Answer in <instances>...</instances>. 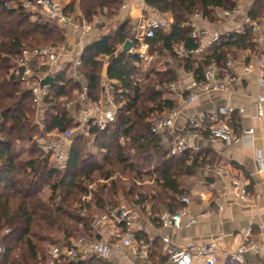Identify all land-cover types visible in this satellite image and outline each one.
Segmentation results:
<instances>
[{"label":"trees","instance_id":"obj_1","mask_svg":"<svg viewBox=\"0 0 264 264\" xmlns=\"http://www.w3.org/2000/svg\"><path fill=\"white\" fill-rule=\"evenodd\" d=\"M13 1L16 0H0V238L6 248L5 254L0 255V264H45L50 247L71 245L74 239L83 235L93 238L92 221L95 216L117 204H107L112 201L108 202V199L97 195L91 203L79 200L80 196L82 198L88 193L77 182L79 171L85 172L94 163H88L74 143H71L70 150H66L68 159L63 165L52 162L50 155L39 147V141L32 142L35 150L31 151L30 147L27 159H19L18 154L12 152L20 141L27 139L31 144L34 133H42L41 137L44 134L59 136L73 129L77 124L64 108L62 99L72 98L79 87L76 79L65 80L59 75L50 87L51 95L45 100L44 107L39 109L28 88L11 77L15 60L24 49L57 47L67 41L65 30L44 19L40 13L34 14L22 7L7 9L6 5ZM239 1L146 0L151 10L172 18L169 30L159 31L148 41L149 54L157 58V64L159 59L167 57L178 60L180 69L192 72L196 82L204 83V71L212 62L222 68L236 56L237 51L256 50L252 31L247 29L243 34L235 33L222 38L203 58L179 60L174 55V48L177 45H184L189 50L198 48V41L192 37L190 26L193 14L200 13L214 22L216 10H232ZM64 6L66 14L87 21L95 17L115 19L124 6V0H70ZM263 15L264 0H256L249 19L256 20ZM131 32V21L126 20L117 29L108 28L98 42L84 49L80 72L88 86L90 99L96 102L104 93L101 71H104L105 57L110 62L107 79L115 83L113 87L118 89L116 91L121 90L122 93L117 92L116 96L123 95L126 99L120 101H123L121 108H124L118 111L120 114L112 128L99 131L91 126L89 133L95 141L102 138L107 142L98 145L100 152L109 153L114 149L122 163L129 160L122 154L125 147L138 153L135 159L143 157L145 162L155 157L154 161H157L158 171L161 172V191L164 190L167 196L171 193L174 199L169 195L166 203H162L158 198L155 201L146 197L140 204L152 203L154 212H160L163 206L175 213L183 207L176 196L186 194L175 177L180 172L176 170L181 168L184 172L179 174L183 176L194 175L198 162L193 161L188 165L187 153L179 158L169 156L161 136L152 132L151 124L155 118L165 116L175 108L170 87L178 82V71L166 69L164 65L146 71L136 57L123 49L118 51L119 46L134 40L135 34ZM139 77L148 81V85H142ZM92 159L97 162L98 157ZM91 172L93 169L86 174L89 179ZM108 176L107 179L110 178ZM45 188L50 191L47 200L41 194ZM85 209L87 213L83 216L81 212ZM54 234H61L63 239L54 242L50 237ZM41 243H47L49 247H46L47 244L39 247ZM62 264L101 263L88 260Z\"/></svg>","mask_w":264,"mask_h":264},{"label":"built area","instance_id":"obj_2","mask_svg":"<svg viewBox=\"0 0 264 264\" xmlns=\"http://www.w3.org/2000/svg\"><path fill=\"white\" fill-rule=\"evenodd\" d=\"M22 7L31 13H40L47 21L60 26L62 29H78L83 38H88L98 29H106L114 24L115 19H103L95 17L92 21L81 19L77 16H70L65 13V6L59 0H16L15 5L7 4L6 8ZM239 14V7L232 10H216L215 19L218 22L227 21ZM206 18L200 13L192 16L190 26L192 37L198 41V48L187 49L184 45H177L174 48V55L179 60L203 58L207 48L217 45L223 36L214 33L209 41L206 40L207 31L200 28L199 24ZM171 20L167 18H154L144 16L136 26L135 37L129 55L136 57L139 63L146 68L152 69L157 58L149 54V40L153 39L161 30H169ZM250 29L254 35L264 34V15L256 20L248 21L245 26L239 29V34H243ZM229 36V35H228ZM135 42L137 46L135 45ZM84 49L66 41L61 46H47L41 48H26L15 60L11 70V77L18 81L22 86L31 92L33 102L37 108L44 107V102L49 98L50 87L43 86L42 83L48 77L54 79L59 75L66 80L74 78L79 83L81 90L75 91L72 98L62 99L64 108L75 121L76 128L84 133L89 132V127H96L99 131H106L112 128L118 117V109L113 100L110 99L92 101L89 96V89L81 77V67L83 64ZM107 59V57H105ZM69 59L71 62L66 63ZM178 61V60H177ZM169 63L172 64L170 60ZM233 60L229 59L224 67H219L216 62H212L204 71L205 82L194 81L193 87L196 89L188 90L183 86L182 80L170 87V90L178 95L179 102L177 107L169 111L165 116L155 118L151 124L153 133L160 135L163 146L168 150L171 157H182L186 152L193 149L192 141L200 134L207 132L213 142L231 147L235 144L236 136L229 125V117L232 111L227 107L219 108L213 112L209 119L211 126L205 124L204 115L189 116L187 119L186 131L183 134L176 133V124L183 111L190 107L199 97L197 91L202 93H218L228 91L233 88L237 79L232 72ZM246 74L256 73L258 81V95L256 107L258 117H264V56H257L253 62L245 67ZM221 77V78H220ZM53 83V84H54ZM52 84V85H53ZM63 84V82H62ZM114 90V84L110 83ZM208 119V118H207ZM73 130L66 131L63 135L48 134V142L43 143L40 148L50 155L52 162L63 165L67 159L66 147L70 146ZM253 129L246 130L242 137H253ZM65 150V151H64ZM223 166L215 169L217 174L222 175ZM256 169L258 173H264V154L256 158ZM233 192L237 199L246 201L249 198L248 185L245 179L232 176ZM178 202L183 205L177 212L165 211L156 218L159 220L161 228L180 230L183 218L188 213L190 204L189 195H181ZM216 203L221 209L223 207L221 199L217 196ZM143 208L137 204H120L109 209L105 213L95 216L92 221V233L94 237L80 236L72 241L71 245H55L50 247L45 264L76 263L78 261L95 260L101 264H114L112 257H117L127 250L141 251L146 256L150 245L141 244L137 236L140 232L139 220ZM87 210H83L81 215L85 216ZM150 215H152L150 213ZM199 215L192 218L191 223L195 224ZM8 234V232H7ZM165 251L168 254V261L165 264H224L220 253L214 244L203 246H190L186 249L172 247L168 238L163 239ZM6 248L1 243L0 255H4ZM245 255H255L264 261V241L246 240L241 243L234 254L229 255L232 263L244 262ZM264 264V263H263Z\"/></svg>","mask_w":264,"mask_h":264},{"label":"crops","instance_id":"obj_3","mask_svg":"<svg viewBox=\"0 0 264 264\" xmlns=\"http://www.w3.org/2000/svg\"><path fill=\"white\" fill-rule=\"evenodd\" d=\"M255 1H239L236 6L239 7V14L230 20L202 21L199 26L207 31L206 40L209 41L214 33L223 38L231 34H239V29L251 21L249 14ZM144 16L163 17L172 21L168 15H160L147 7L146 0H124V6L119 16L115 17L114 23L123 24L126 20H130L135 28ZM106 29H98L86 39L81 36L78 29L71 28L65 32L68 41L85 49L87 45L98 42L104 36ZM253 43L255 51H237L232 59V72L237 79L236 85L228 91L218 93H202L198 90V99L183 111L177 121L176 133L183 134L189 116L204 115L208 127L211 126L209 119L211 114L219 108L227 107L232 111L229 125L237 138L231 147L211 141L207 132L193 139V149L186 152L189 157L187 164L191 165L193 161H197L198 166L194 175L187 176V182L182 186L186 193L183 195H189L191 200L187 207L188 213L183 218L182 228L180 230L161 228L156 217L168 209L161 206L160 212L155 211V213L152 203L146 202L144 206L140 204L143 210L137 239L141 244L150 245L148 255L144 256L141 251L127 250L117 257H112V263L165 264L168 261V254L163 239L168 238L172 247L178 249H186L191 245L214 244L224 264H235L229 260V255L234 254L242 242L264 241V173H258L256 169L257 156L259 153L264 154V117H258L256 107L257 75L245 73V67L251 64L255 57L264 56V34L254 35ZM210 49L212 47L207 48V51ZM205 54L206 52L203 56ZM65 62L71 61L67 59ZM109 64L108 59L103 71V80L107 82ZM179 70L183 86L188 93L196 89L193 87L196 81L193 73ZM172 97L177 107L179 97L176 94ZM249 129H253V137L243 138V133ZM220 165L224 167L222 175L215 172ZM232 176L247 181L249 198L246 201L237 199L234 195ZM179 196L181 195L176 196L177 201ZM217 196L223 205L221 209L216 203ZM204 214L206 216H201L197 223H191L192 218ZM263 263V259L255 255H245L244 262L237 264Z\"/></svg>","mask_w":264,"mask_h":264},{"label":"rangeland","instance_id":"obj_4","mask_svg":"<svg viewBox=\"0 0 264 264\" xmlns=\"http://www.w3.org/2000/svg\"><path fill=\"white\" fill-rule=\"evenodd\" d=\"M63 5L67 4L70 2V0H59ZM11 5H15V1L11 3ZM44 18V17H43ZM163 18V17H161ZM45 19V18H44ZM120 23V22H119ZM119 23H115V25H111L108 28L111 29H117L118 26H121ZM133 28L132 34H135L136 29ZM171 26H172V21H171ZM107 28V29H108ZM106 29V30H107ZM131 34V35H132ZM124 45H121L118 47V51H121L123 49ZM109 58H107L108 60ZM168 60L172 62L169 63ZM106 61V59H105ZM159 64H155L154 67H157L159 69L160 66L164 65L166 66V69H171L172 71L177 70L178 71V81L182 80L181 78V73H180V63L179 61L167 57L163 59H159ZM144 69L147 71H151L150 68H146L144 66ZM153 69V68H152ZM161 69V68H160ZM104 72L101 71V80H102V87L105 88L104 91L105 93L100 94L101 97L100 99L102 100H113L114 104L116 105L118 111L123 106V101L120 102L121 100L124 99V96H116L117 92L118 94H121V90L116 91L118 89H111V84H109V81H104L103 80ZM143 81L144 78L139 77L138 78ZM137 81V82H138ZM148 81H143L142 85H148ZM80 89L81 87L77 88V90ZM75 90V91H77ZM126 101V99H124ZM148 105V104H147ZM63 107V106H62ZM118 114H120L118 112ZM33 126V125H32ZM74 131L73 138L71 140V143L75 145V147H79L80 150L83 152L82 157L86 158L88 160V163H94L92 167L85 169V172L79 171V176L77 177V182L82 185L88 193L86 196L84 195L82 198L81 196L79 197V200L81 199L83 203H91L93 202L94 196L97 195L98 197H102L104 199H108L109 201H112V203H107V204H137L140 205L143 199L147 198H152L153 200L160 199L159 202L166 203V200L169 195H171L174 199V195L171 193H168V196L166 195V192L164 194V190L161 191V175L159 169L157 168V161L155 160V157L152 159H149L147 161H143V157L141 159H135V157H138V153H136L133 150L128 149L127 147L122 148V154L125 155L129 160L127 163H122L118 160L119 153H117L114 149L110 150V152H100L98 145L100 143H107L104 139L99 138L97 141H95L94 137L90 135L89 132H83L81 130H78L76 126L71 129ZM136 131V130H135ZM137 132V131H136ZM137 134V133H136ZM41 134L34 133L31 135L32 141L31 144L29 140H24L20 141L19 143L16 144L14 153L18 154L19 159H27L29 156V149L31 147V151L35 150L33 149V141H39V147L43 144L48 142V134H44L43 137H41ZM71 143L69 147H66L67 150H70ZM109 154V155H108ZM68 156V153H67ZM145 156V155H144ZM92 157H98L97 162L92 159ZM51 160V159H50ZM83 167V165H82ZM95 168L96 171H95ZM90 174V179L87 178V172L92 171ZM99 169V171H98ZM180 172L181 168L176 170ZM174 171V172H176ZM179 172V173H180ZM178 173V174H179ZM176 175L179 183L183 186L185 182H187V176H183L182 174ZM106 175H109V179H107ZM44 197V200H47L48 197L50 196V191L48 188H45V190L42 191L41 193ZM158 198V199H157ZM106 204V205H107ZM46 237V236H45ZM54 242H57L61 239H63L61 234H54L50 236ZM14 239H17L16 237ZM47 243H41L39 247H45ZM46 247H49L48 244Z\"/></svg>","mask_w":264,"mask_h":264},{"label":"water","instance_id":"obj_5","mask_svg":"<svg viewBox=\"0 0 264 264\" xmlns=\"http://www.w3.org/2000/svg\"><path fill=\"white\" fill-rule=\"evenodd\" d=\"M132 48V42L131 41H127L125 43V45L123 46V51L125 53H128L130 51V49ZM54 83V79L52 77H48L47 79H45L42 83L43 86H49L52 85Z\"/></svg>","mask_w":264,"mask_h":264}]
</instances>
